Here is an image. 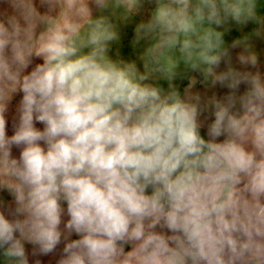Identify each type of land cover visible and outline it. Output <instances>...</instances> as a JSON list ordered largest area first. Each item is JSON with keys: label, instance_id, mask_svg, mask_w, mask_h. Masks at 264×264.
I'll return each instance as SVG.
<instances>
[{"label": "clouds", "instance_id": "clouds-1", "mask_svg": "<svg viewBox=\"0 0 264 264\" xmlns=\"http://www.w3.org/2000/svg\"><path fill=\"white\" fill-rule=\"evenodd\" d=\"M0 4V264H264V0Z\"/></svg>", "mask_w": 264, "mask_h": 264}, {"label": "crops", "instance_id": "crops-1", "mask_svg": "<svg viewBox=\"0 0 264 264\" xmlns=\"http://www.w3.org/2000/svg\"><path fill=\"white\" fill-rule=\"evenodd\" d=\"M0 7H6V5L0 4ZM151 5H145V8H150ZM43 11V9H41ZM141 19V17H136V20L138 21ZM255 27L252 24H249L245 26L243 31L245 33L249 32L252 30V28ZM121 42L119 44H114L112 48V52L110 53L115 57V54L117 51H119L120 55L125 58V59H134L136 56V53L138 52V49H133L131 46V41L134 38V23L129 24L126 27H122L121 29ZM240 33L237 31L235 27L232 28V30L225 35L226 41H231L232 39L236 38ZM253 43L257 49V51L260 53V65H261V71L264 72V39L261 38H254ZM240 51V49H235L233 50V62L234 64L236 63L235 57L236 54ZM35 62H40V61H35ZM237 66H239L237 64ZM224 65H221V69H223ZM31 70V67L29 68V71ZM189 75H195L197 77L198 83L196 84L195 88L193 89L194 91H200L202 94H207V95H212L213 93L217 94L218 96L222 97L223 95H226L229 91L226 87H221L220 85H217L215 88H206L202 83L201 80L202 78L199 76L197 73H191ZM164 87H167L166 83L162 82ZM177 87L181 92H183V89L187 87L189 83L188 76H185L183 78H177L175 81ZM244 85L241 86V91L244 89ZM22 98V93L15 94L12 101L9 104V111L7 113L8 117V134H12V122L13 118L16 115V107ZM205 116L208 117L207 122H210L213 117L210 116V114L205 113ZM201 119H204L202 116ZM37 127L42 128L43 125L37 124ZM201 134L207 138V128L206 126L201 129ZM220 139H223L222 137ZM13 155L18 156L19 155V149L13 148ZM0 200H3L5 204H11L12 203V197L11 195L6 191V190H0ZM72 238H76L73 236ZM62 248V245L60 246ZM26 250L29 254V264H36V261H39L40 264H54L55 260L59 258V250L57 254H49L48 256H43L40 254H37L35 256L32 255V245L26 244ZM126 250L127 246H126Z\"/></svg>", "mask_w": 264, "mask_h": 264}]
</instances>
